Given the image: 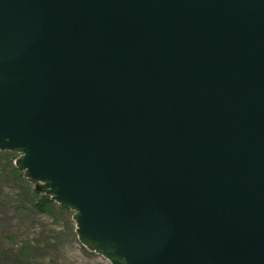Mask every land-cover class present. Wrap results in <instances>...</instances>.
Returning <instances> with one entry per match:
<instances>
[{
  "label": "water",
  "instance_id": "water-1",
  "mask_svg": "<svg viewBox=\"0 0 264 264\" xmlns=\"http://www.w3.org/2000/svg\"><path fill=\"white\" fill-rule=\"evenodd\" d=\"M0 151L110 264H264V0H0Z\"/></svg>",
  "mask_w": 264,
  "mask_h": 264
},
{
  "label": "rangeland",
  "instance_id": "rangeland-1",
  "mask_svg": "<svg viewBox=\"0 0 264 264\" xmlns=\"http://www.w3.org/2000/svg\"><path fill=\"white\" fill-rule=\"evenodd\" d=\"M31 198L0 155V264H110L78 241L70 209L39 212Z\"/></svg>",
  "mask_w": 264,
  "mask_h": 264
},
{
  "label": "trees",
  "instance_id": "trees-1",
  "mask_svg": "<svg viewBox=\"0 0 264 264\" xmlns=\"http://www.w3.org/2000/svg\"><path fill=\"white\" fill-rule=\"evenodd\" d=\"M0 155L7 156L11 171L26 183L29 195L30 197H32V208H35L39 212H48L54 208L59 210L67 209L65 207L59 206L57 203L51 200L48 195H45L42 192H38L37 190L31 188V183L26 178H22V171L15 168L12 163V160L14 159V151H0Z\"/></svg>",
  "mask_w": 264,
  "mask_h": 264
}]
</instances>
